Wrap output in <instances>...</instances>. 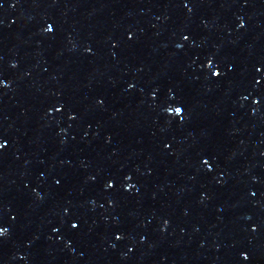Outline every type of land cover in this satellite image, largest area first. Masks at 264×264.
Instances as JSON below:
<instances>
[{"label": "water", "instance_id": "95a60500", "mask_svg": "<svg viewBox=\"0 0 264 264\" xmlns=\"http://www.w3.org/2000/svg\"><path fill=\"white\" fill-rule=\"evenodd\" d=\"M0 136V264H264V0H0Z\"/></svg>", "mask_w": 264, "mask_h": 264}, {"label": "snow or ice", "instance_id": "6c2138e0", "mask_svg": "<svg viewBox=\"0 0 264 264\" xmlns=\"http://www.w3.org/2000/svg\"><path fill=\"white\" fill-rule=\"evenodd\" d=\"M183 6L185 8H189L188 3H184ZM245 6H246V4H245ZM189 11H191V8H189ZM244 26L245 25L243 23L240 24L241 28H243ZM45 31L48 32V33H51V32L54 31V28L52 26H49V27H47L45 29ZM129 39H132V37H129ZM184 39L187 40V39H189V37L188 36H184ZM14 67H15V65H14ZM213 75L219 77L220 73L216 72V73H213ZM257 103H259V101H257ZM171 111L174 112L177 116H180V115H182L184 109L182 107H174L173 109H171ZM70 118L71 119H75V117H70ZM6 147H7L6 139L4 137L0 136V150L5 149ZM203 163L207 166L209 164V161L208 160H204ZM208 171L211 172L212 169L209 167ZM126 179L127 180H131V177L129 176ZM59 183H60V181H57V184H59ZM115 187H116V178L111 177L105 182L106 190H112ZM130 187H131V185H129V188ZM125 190L127 191L128 189H125ZM253 195H255V193H253ZM71 227L73 229H77L79 227V224L73 222V223H71ZM257 230H258L257 227H252L251 228L252 232H256ZM6 236H7V231L5 229L0 228V238L6 237ZM116 239H118V240L122 239V236H117ZM241 258H242L243 261H249L250 260V255L242 253L241 254Z\"/></svg>", "mask_w": 264, "mask_h": 264}]
</instances>
